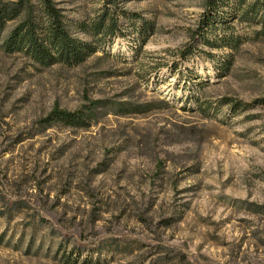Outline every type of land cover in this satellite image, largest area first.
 Here are the masks:
<instances>
[{
	"label": "rangeland",
	"instance_id": "rangeland-1",
	"mask_svg": "<svg viewBox=\"0 0 264 264\" xmlns=\"http://www.w3.org/2000/svg\"><path fill=\"white\" fill-rule=\"evenodd\" d=\"M49 1L93 51L42 66L0 36V264H264L256 0Z\"/></svg>",
	"mask_w": 264,
	"mask_h": 264
},
{
	"label": "trees",
	"instance_id": "trees-1",
	"mask_svg": "<svg viewBox=\"0 0 264 264\" xmlns=\"http://www.w3.org/2000/svg\"><path fill=\"white\" fill-rule=\"evenodd\" d=\"M219 1L206 0L209 15L215 11L217 13ZM28 3V0H19L0 5V36L8 23H14L7 38L1 44L5 51L21 52L42 66L58 62L68 65L78 64L93 51L88 43L72 38L63 22L60 10L56 9L49 0H39V13L34 12L31 7L28 8ZM263 5L264 2L260 4L259 0H256L248 8L249 11L244 12L246 19L264 20L262 14L257 17L260 11L264 13ZM109 35L113 36L114 32H110ZM234 106L238 105L234 104ZM87 119L86 114L67 112L55 106L42 122L47 125L59 123L72 127H85Z\"/></svg>",
	"mask_w": 264,
	"mask_h": 264
}]
</instances>
